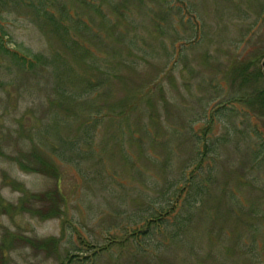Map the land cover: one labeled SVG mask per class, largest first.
I'll return each instance as SVG.
<instances>
[{"label":"rangeland","instance_id":"1","mask_svg":"<svg viewBox=\"0 0 264 264\" xmlns=\"http://www.w3.org/2000/svg\"><path fill=\"white\" fill-rule=\"evenodd\" d=\"M10 1L1 12L5 45L52 54L50 75H59L67 85L69 100L83 86V78L92 88L87 97L69 101L57 95L44 69H35V74L14 72L13 81L10 74L0 76L2 200L15 204L21 196L18 189L3 183L9 179L29 192L57 186L63 198L55 216L41 218L29 211L0 213V250L4 253L0 264H60L69 246L65 241L78 242L79 236L93 242L94 248H107L94 255L89 253L92 248L73 251L81 256L75 264H154L167 256L174 264H264V114L257 112L255 99L251 103L237 100L224 111L230 117L219 114L206 124L209 112L227 96L249 94L246 84L254 86L255 92L261 89L264 96L260 71L264 0H49L53 3L47 8L54 16L58 14L55 3L64 2L69 10L59 6L66 31L55 19L53 25L47 20L41 24L44 19L27 5L35 0ZM72 40L85 53L82 63L83 57L68 47ZM102 40L109 41L104 50L98 44ZM108 48H115L112 54L105 51ZM99 52L109 60L96 69L86 68L87 59L95 64ZM7 61L0 55L1 64ZM239 66L245 67L248 83L243 81L244 71L236 75ZM138 91L145 95L134 104ZM165 100L178 111L184 108L183 114L170 107L166 115ZM151 109L155 111L154 125L147 124ZM188 117L194 119L190 132L200 139L205 126L208 141L225 136L224 126L230 120L229 128L237 130L231 133L237 146L221 144L219 159L201 164L216 167L211 177L215 191L203 207L209 219L195 221L188 230L198 245V255L185 263L183 256L188 253L180 246H174L170 254L161 246L156 254L158 244L167 242L163 223L150 236L141 231L149 218V202L159 201L162 170L169 179L180 180L190 144L183 143L181 127L174 137L168 130L172 125L182 126ZM88 121L95 122L87 123L90 131L83 136L82 127ZM145 125L152 133L153 125L155 138L144 132ZM187 138L191 142V135ZM71 139L76 146L68 149L73 145ZM165 140L173 146L170 154L162 144ZM34 147L51 156L55 176L21 168L32 163L18 151ZM63 149L62 158L54 154ZM5 153L16 155V160ZM166 158L168 167L163 165ZM192 166L195 161L186 167L192 170ZM30 203L33 209L41 207L34 200ZM205 224L214 229L210 235L204 233ZM216 228L226 236L219 238ZM16 235L59 238L58 253L8 241ZM147 251L155 256L150 259Z\"/></svg>","mask_w":264,"mask_h":264},{"label":"trees","instance_id":"2","mask_svg":"<svg viewBox=\"0 0 264 264\" xmlns=\"http://www.w3.org/2000/svg\"><path fill=\"white\" fill-rule=\"evenodd\" d=\"M9 2L11 1L10 0H0V55L3 57H6L8 60L6 64L0 63V66L2 68V70L0 71V76L4 74H10V78L13 81L15 79L14 72L15 73L19 71L32 72L35 74V71H34L35 69L37 68L44 69L46 70L47 78H50L52 84H54V87L57 91V95L69 100L67 85L64 82L60 81V79L58 78L60 77L59 75L58 76L50 75L51 67L53 64V60L51 59L52 54L51 55L49 54L48 56H46L44 54L33 53L29 49L20 50L17 48H8L5 45L6 38L4 37L7 35V33L3 27L4 19L1 15V12L5 6H8ZM49 2L51 1L35 0L33 4L27 3V5L29 6V8L37 12L36 15H39L41 18L44 19L40 21L41 24L46 23V20H47L48 22L51 21V25H53L52 23L55 19L56 21H59V22L61 21V25L63 28L62 31H66L63 27L64 19L61 20L60 13H59V6L61 10L63 9V11L69 12V10L66 8L65 3L64 2L55 3L54 8L58 11V14L57 16H54L53 11L52 13L48 11L47 5L49 4ZM81 2L83 3V0H81ZM65 41L62 42L64 43V47L67 46V42ZM98 44L100 48H102L103 50L105 49V47H109L108 45L109 41L102 40V41H99ZM68 47L71 49L73 53L78 54L81 57H83V59L80 60V63H82L86 57L84 56L85 55L84 51H81L79 45L72 40L68 44ZM114 49L115 48H108L105 51H109L112 54ZM100 52L98 54V61H96L95 64L93 62H89V60L87 59L86 68L96 69L97 66L98 67L103 66L104 62L109 60V58L105 57L104 54L101 55ZM119 61H121L122 63L121 65H127L124 61L122 60H119ZM242 71H244L243 81L244 82L246 81V83H248L246 75H245V67L239 66L235 69L236 75H237V72L241 74ZM254 77L257 78V80L260 77L259 72H257L256 70H255ZM82 80H83V86L76 94H74V96L69 101H74L78 99L79 97H83L84 95H86L85 97L88 96V93L90 92L92 86L89 84L90 82L86 81V79L83 78ZM105 80L106 78H103L101 80V83H103ZM257 80L253 78L254 82H256ZM1 83L2 82L0 81V84ZM246 86H247V90L248 89L251 90L249 94L248 93L245 95L239 94L240 96H236V97L227 96L225 100L221 101L217 106H215L209 112V114L207 115L206 124L208 125L213 120V118L219 114L224 117L225 116L230 117L228 116V113H225L224 111L226 108L227 109L231 108L232 102L237 101V100H241L245 103H251V101L255 99L254 102L258 104V105L256 104L258 106L257 112H259V114H264V109L261 107L264 104L263 102L264 96H262L263 91L259 89L255 92L254 89H252L254 86H250V84H246ZM147 89L149 88L147 87ZM144 95L145 93H143L142 91H138L137 97L133 98V103L137 104L138 99L140 97H143ZM129 97L130 96H127V99ZM85 101H88V100L85 99ZM123 101L124 100H122V103ZM149 105L151 106V104ZM170 107H173V109L176 110L177 114L179 113V111H180V115L181 113L183 114L184 112V108L178 111L176 109L177 106H175L171 101L165 100L163 102V111H165L166 115H168V110H170ZM154 114H155V111L151 109V112H150L151 117H149V121L147 122L148 125L150 123H153ZM203 115H204L203 113L200 114L198 119L201 120ZM91 122H95V121H88L84 123L85 127H82L83 136L84 134L85 136L89 134L88 131L90 130L88 129L87 123L90 124ZM193 122H194V119L189 118L185 122L184 121L181 122L182 126L172 125L170 129L168 130L169 133L167 132L169 135H172V137H174V135H176L177 133L176 131H179L178 127H181L180 137H182L183 143L190 144V145L184 144L183 146L186 147L187 145H189L190 153L187 159L184 161L185 165L183 166L182 171L179 173V176L177 179H180V180L178 183L176 180L169 179L170 177L168 176V173L166 172V170L164 169L162 170L163 171L162 185H161L162 188L160 189V192H159V201L151 200L149 202L148 204L150 206L149 218L145 220L146 228L141 231L142 234H147L150 236L151 233L157 230L158 223L159 222L163 223L165 226V231H166L164 232V235H166L167 242H160L158 244L160 246H158L156 254L160 252L159 248L161 246L164 247L165 251H169V254L171 253V249H174V246L175 247L180 246L188 254H190V255L186 254L185 256H183V262L185 263H187L190 260V257L192 255L193 256L198 255L196 251V246L198 245L196 241L192 240L191 235L188 232V230L192 226H194L195 221L201 220V222H206L209 219V216L205 212H203V207L205 203H207L210 199V197L208 196L215 191L214 190L215 188L213 186V180L211 179V177L214 175L215 173L214 170L216 169V167L212 168V167L206 166L205 168H203L201 164L204 162H207L208 160L214 161L215 159H219L218 149L221 144L222 145L228 144L232 148L234 146H237V141H236L237 139L235 138L232 139V136H231V133L233 132L234 134H236L237 130L235 126L234 127L232 126L229 128L230 120L228 121V124L224 126V127H227L225 136L219 135L218 137H214L212 140H209V141L207 140L205 126L202 129L200 139L197 134H193L192 132H190L192 130L194 131ZM153 125L151 126L153 133L151 132L149 127H147L146 125L144 126V132L146 134L151 135V138L156 137V130L153 128ZM229 129L231 130L230 132H229ZM188 134L191 135L192 137L191 142L187 138ZM72 141H73V145L69 147L68 149H72L73 147L76 146V141L74 140ZM196 142L198 143V147H195ZM162 144L167 150L166 154H170L171 152L170 149L173 150V146L168 145L166 140L162 141ZM36 150L37 148L34 147L32 149H29L28 151H21V150L18 151L20 154H23L27 158L28 161L32 163V165L30 164H26L25 166L20 165L21 168L26 171L40 172L47 176H55L56 169H55V164L51 156L49 154L44 153L43 151H39V150L36 151ZM65 150L67 149L65 148ZM65 150L63 149L62 153L55 152L54 154L55 155L58 154L59 157L62 158L64 156L63 153ZM2 154L3 152L0 148V155ZM5 154L6 156L9 155L10 157H12L11 158L12 160L14 161L16 160V155L7 154V153ZM168 161L169 160L167 158L164 160L163 165L165 167H168ZM191 161L196 162V166L195 167L192 166L193 167L192 170L187 169L186 167L187 165L190 164ZM216 163H217V160H216ZM186 169H187V173L184 172ZM195 176H199V179H195ZM3 179H6V178L3 177ZM3 183L6 185L8 184L12 186L13 188L18 189L21 192V196L17 198V201L15 202V204L5 203L0 196V213L2 214H11V211H14L17 213L29 211V212L36 213L41 218H44V217H49V216H55V214H57L60 211V202L63 200V198H61V193L57 186L55 189H51V190L48 189V190L40 191V192H29L20 183L16 182L13 179L3 180ZM30 200H34L36 203L39 202L41 204L40 205L41 207L33 209L34 207L31 206ZM27 202L30 203V205H27L26 204ZM231 211H233V209H231ZM149 220L150 222H148ZM212 224L216 225V222H212ZM204 228H205L204 233L207 235H210V231L214 230V229H208V224H205ZM150 229H151V232H150ZM216 231H217V236L219 238L221 237V235L223 237L226 236L225 232L222 231L221 228H218V229L216 228ZM128 234H130L131 236H135L131 232H128ZM82 238L84 237L79 236L78 242L75 240L74 242H71L69 240L65 241V243L68 244L69 246H66L65 252L61 257V259L64 260V262H61L60 264L79 263V261L81 260V256H78V254H73V251H78L80 249H83L84 251H88L87 248L89 249L92 248L89 253L94 255L107 248V246H104V245L99 246L98 248H94L95 245L93 242H89V241L87 242L85 240H82ZM11 240H15L16 242H19V243L23 242L24 244H28L31 248L42 250L43 252L51 253V254L58 253V248H59L58 244L60 243L59 238H56V237L31 238L25 235L23 236L16 235V238L15 237L11 238L8 241H11ZM108 241L114 242V240L112 239H109ZM147 253L150 254V259L155 256L154 252L151 253V251H147ZM168 258L169 256L163 259L159 258V261L154 264H163L165 261L168 262L167 264L175 263L169 260ZM0 261H2V263L4 262V253L1 250H0Z\"/></svg>","mask_w":264,"mask_h":264},{"label":"water","instance_id":"3","mask_svg":"<svg viewBox=\"0 0 264 264\" xmlns=\"http://www.w3.org/2000/svg\"><path fill=\"white\" fill-rule=\"evenodd\" d=\"M260 71L262 76L264 77V56L262 57L261 61H260Z\"/></svg>","mask_w":264,"mask_h":264},{"label":"bare ground","instance_id":"4","mask_svg":"<svg viewBox=\"0 0 264 264\" xmlns=\"http://www.w3.org/2000/svg\"><path fill=\"white\" fill-rule=\"evenodd\" d=\"M263 77V76H262Z\"/></svg>","mask_w":264,"mask_h":264}]
</instances>
